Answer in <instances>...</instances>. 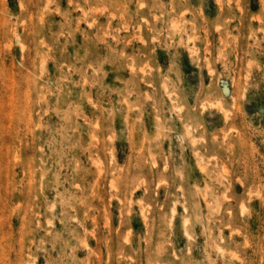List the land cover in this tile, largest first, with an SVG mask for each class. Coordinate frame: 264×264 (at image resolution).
<instances>
[{
	"label": "rangeland",
	"instance_id": "1",
	"mask_svg": "<svg viewBox=\"0 0 264 264\" xmlns=\"http://www.w3.org/2000/svg\"><path fill=\"white\" fill-rule=\"evenodd\" d=\"M0 264H264V0H0Z\"/></svg>",
	"mask_w": 264,
	"mask_h": 264
}]
</instances>
